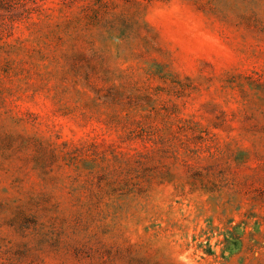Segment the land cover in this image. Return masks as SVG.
Here are the masks:
<instances>
[{"label":"rangeland","instance_id":"rangeland-1","mask_svg":"<svg viewBox=\"0 0 264 264\" xmlns=\"http://www.w3.org/2000/svg\"><path fill=\"white\" fill-rule=\"evenodd\" d=\"M0 264H264V0H0Z\"/></svg>","mask_w":264,"mask_h":264}]
</instances>
